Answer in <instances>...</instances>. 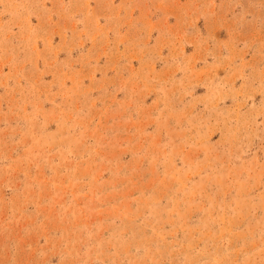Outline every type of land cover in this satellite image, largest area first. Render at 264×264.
Instances as JSON below:
<instances>
[{
	"label": "rangeland",
	"instance_id": "1",
	"mask_svg": "<svg viewBox=\"0 0 264 264\" xmlns=\"http://www.w3.org/2000/svg\"><path fill=\"white\" fill-rule=\"evenodd\" d=\"M0 264H264V0H0Z\"/></svg>",
	"mask_w": 264,
	"mask_h": 264
}]
</instances>
